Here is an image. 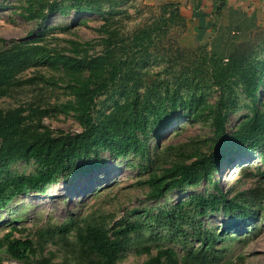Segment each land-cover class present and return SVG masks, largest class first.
<instances>
[{
	"label": "rangeland",
	"instance_id": "374dc122",
	"mask_svg": "<svg viewBox=\"0 0 264 264\" xmlns=\"http://www.w3.org/2000/svg\"><path fill=\"white\" fill-rule=\"evenodd\" d=\"M172 10L163 0H0V116L25 108L16 140L84 130L93 96L92 121L110 143L2 194L0 264L99 259L98 242L81 239L89 227L124 241L118 264L160 251L165 264H264V20L189 45ZM223 115L234 142L212 169L153 195L173 166L215 150ZM124 134L135 149L119 151ZM47 168L10 160L0 183ZM19 238L34 243L23 258L7 249Z\"/></svg>",
	"mask_w": 264,
	"mask_h": 264
},
{
	"label": "trees",
	"instance_id": "16d2710c",
	"mask_svg": "<svg viewBox=\"0 0 264 264\" xmlns=\"http://www.w3.org/2000/svg\"><path fill=\"white\" fill-rule=\"evenodd\" d=\"M56 8H52L55 10ZM178 15L175 10H172ZM121 66L115 63L111 70V78H114L120 71ZM93 102V96L90 103L86 106L85 112L81 115V120L85 124L84 130L76 133L63 132L58 135H38L35 139L20 143L16 140L21 124L24 119L23 112L25 108L18 107L7 111L0 116V140L4 143L0 146V168L4 163L19 158L35 159L44 165L47 169H43L37 173L20 174L5 179L0 183V197L7 189L12 188L15 193L22 192L27 187H37L40 184L50 181L54 177V170L65 165L66 160L78 156L82 150L90 148L93 145L110 144L109 139L102 134V124L92 121L90 106ZM225 116L220 119L222 126V134L220 142L215 150L204 157L197 158L191 162L181 163L173 166L166 175L170 180L165 182L164 186L159 189L155 196L164 192L167 187H180L186 183H193L205 175L214 164L216 155L222 154L227 147L233 144V138L226 137L225 132ZM123 137V138H122ZM125 134L121 136L117 148L121 152H127L135 149V145L125 141ZM123 139V140H122ZM167 177V176H166ZM203 202V201H202ZM84 242H98L93 244L100 258L88 261H79L77 264H118L115 255L118 250L125 246L123 242L112 240L99 228L89 227L87 234L82 235ZM8 251L15 258H23L27 254V250H34V243L30 239H12L8 243ZM147 264H165L162 251L153 256Z\"/></svg>",
	"mask_w": 264,
	"mask_h": 264
},
{
	"label": "crops",
	"instance_id": "0c3cea01",
	"mask_svg": "<svg viewBox=\"0 0 264 264\" xmlns=\"http://www.w3.org/2000/svg\"><path fill=\"white\" fill-rule=\"evenodd\" d=\"M182 19L184 44L209 43L244 22L264 20V0H163Z\"/></svg>",
	"mask_w": 264,
	"mask_h": 264
}]
</instances>
